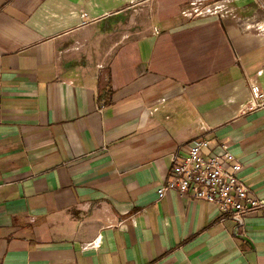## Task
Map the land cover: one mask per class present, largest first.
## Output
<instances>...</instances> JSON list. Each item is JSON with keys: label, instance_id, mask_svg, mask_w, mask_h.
I'll list each match as a JSON object with an SVG mask.
<instances>
[{"label": "crops", "instance_id": "obj_1", "mask_svg": "<svg viewBox=\"0 0 264 264\" xmlns=\"http://www.w3.org/2000/svg\"><path fill=\"white\" fill-rule=\"evenodd\" d=\"M253 84L264 0H0V264H264V209L158 195L208 139L264 200Z\"/></svg>", "mask_w": 264, "mask_h": 264}, {"label": "built area", "instance_id": "obj_2", "mask_svg": "<svg viewBox=\"0 0 264 264\" xmlns=\"http://www.w3.org/2000/svg\"><path fill=\"white\" fill-rule=\"evenodd\" d=\"M192 5L198 6V3ZM200 14L201 9L194 10L195 16ZM87 18V14H82V19L86 21ZM263 107L264 91L253 84L250 99L242 112ZM210 144L208 139H200L187 149L185 155L179 150L172 155L169 176L158 191L159 198L174 191L194 201L214 204L226 217L241 222L247 215L264 209V200L258 199L240 179L243 167L235 162L234 155L226 147L222 154L211 155L206 151Z\"/></svg>", "mask_w": 264, "mask_h": 264}, {"label": "water", "instance_id": "obj_3", "mask_svg": "<svg viewBox=\"0 0 264 264\" xmlns=\"http://www.w3.org/2000/svg\"><path fill=\"white\" fill-rule=\"evenodd\" d=\"M237 221H238V223H239V227H237L235 233L237 234V236L242 237L241 235L238 234V232H239V228H240V226H242V222L239 221V220H237Z\"/></svg>", "mask_w": 264, "mask_h": 264}]
</instances>
